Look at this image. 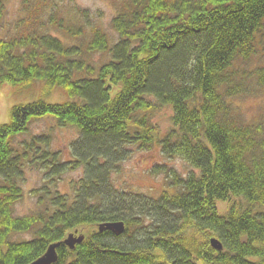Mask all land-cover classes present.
I'll list each match as a JSON object with an SVG mask.
<instances>
[{
  "label": "trees",
  "instance_id": "1",
  "mask_svg": "<svg viewBox=\"0 0 264 264\" xmlns=\"http://www.w3.org/2000/svg\"><path fill=\"white\" fill-rule=\"evenodd\" d=\"M61 1L22 0L12 34L0 36V86L44 81L68 95L15 104L0 124V264H29L52 244L53 264H264V115L247 122L235 104L264 88V64L252 65L264 57V0H120L114 39L87 13L67 17ZM164 107L172 127L160 136ZM44 117L77 129L69 160L50 150V133L20 140ZM155 144L194 170L158 165L170 182L156 197L117 187L129 146ZM30 165L49 183L33 191L38 209L17 214ZM77 168L60 191L54 178ZM118 221L120 234L99 229ZM82 226L94 229L70 248Z\"/></svg>",
  "mask_w": 264,
  "mask_h": 264
},
{
  "label": "rangeland",
  "instance_id": "2",
  "mask_svg": "<svg viewBox=\"0 0 264 264\" xmlns=\"http://www.w3.org/2000/svg\"><path fill=\"white\" fill-rule=\"evenodd\" d=\"M22 0H9L3 27L0 28V36L12 34L15 21L22 16ZM120 0H63L61 6L64 14L73 20L82 19L84 13L89 15L92 22L98 23L114 39L117 34L111 27L112 16L116 13L117 3ZM52 32L61 34L60 31L52 29ZM62 36V35H61ZM107 58L106 55L96 54L95 59L101 61ZM252 65L264 64V57H257L252 61ZM39 97H43L48 102H60L68 98L67 93L61 87H56L51 92L46 88L44 81H34L31 86L15 87L10 83L0 86V124L7 122L10 117V110L13 105L27 103ZM235 104L239 106L242 117L247 122H255L264 115V88H260L253 94L239 96L235 99ZM171 109L164 107L154 118L160 136H163L172 127ZM50 133L49 148L58 151L61 159L69 160L71 155V144L79 133L74 127H60L52 117H44L34 120L29 132L24 134L20 140H30L33 135ZM129 156L120 163L119 172L113 174L114 183L125 191L145 194L156 197L170 182V177L166 172H155L158 165H165L168 169H173L178 174L185 176L193 171L185 160L175 157L169 158L162 152L159 144H155L151 149H142L138 146H129ZM25 179L23 180L24 197L15 205L17 214H26L38 209V200L34 195V189L39 188L44 183L45 174L35 166H27ZM82 176V169H69L54 178L57 188L62 192L72 190L71 181ZM47 181V182H46ZM54 183V182H53ZM56 186L53 185V189ZM219 212L226 214L229 202H217ZM227 210V211H226ZM94 226H82L78 228L79 234L93 230ZM73 232V231H72ZM31 232L20 233V237H31Z\"/></svg>",
  "mask_w": 264,
  "mask_h": 264
},
{
  "label": "water",
  "instance_id": "3",
  "mask_svg": "<svg viewBox=\"0 0 264 264\" xmlns=\"http://www.w3.org/2000/svg\"><path fill=\"white\" fill-rule=\"evenodd\" d=\"M100 230L104 229H110L114 231L117 234H120L124 231V222L118 221V222H105L99 225ZM84 238V234H78V230L71 232L68 234V236L65 239V243L70 247L74 248L75 244L77 242L82 241ZM212 243L214 246L221 248V243L216 239H212ZM57 244H52L49 249L39 258L32 261L29 264H53L58 260V252L56 249Z\"/></svg>",
  "mask_w": 264,
  "mask_h": 264
}]
</instances>
